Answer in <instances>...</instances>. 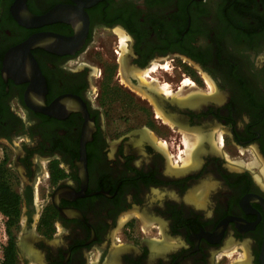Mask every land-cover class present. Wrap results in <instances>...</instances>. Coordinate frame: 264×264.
<instances>
[{
	"label": "flooded vegetation",
	"instance_id": "obj_1",
	"mask_svg": "<svg viewBox=\"0 0 264 264\" xmlns=\"http://www.w3.org/2000/svg\"><path fill=\"white\" fill-rule=\"evenodd\" d=\"M25 7L78 5L0 0V264H264V0Z\"/></svg>",
	"mask_w": 264,
	"mask_h": 264
},
{
	"label": "water",
	"instance_id": "obj_2",
	"mask_svg": "<svg viewBox=\"0 0 264 264\" xmlns=\"http://www.w3.org/2000/svg\"><path fill=\"white\" fill-rule=\"evenodd\" d=\"M25 3V0H22ZM78 7L75 8H67L64 9L63 7H58L55 10H52L44 15L35 16L30 13L26 7L25 9L17 16V19L21 23V25L33 28V27H41L44 25L51 24L53 22L63 21V22H77L78 26H81L82 30L85 31L87 25V18L84 14V8H88L90 6L95 5L100 0H74ZM85 37V34H78L76 37L71 39H64L63 43L66 45H71L72 43L76 42L79 43ZM42 39L40 42L46 43L49 41L48 36L41 37ZM47 44V43H46ZM37 45V41L35 38H30L25 44L13 49L7 55V61L11 60L12 57L19 54L21 51H26L27 55H30V50ZM49 110V109H48ZM47 110V112H49Z\"/></svg>",
	"mask_w": 264,
	"mask_h": 264
},
{
	"label": "trees",
	"instance_id": "obj_3",
	"mask_svg": "<svg viewBox=\"0 0 264 264\" xmlns=\"http://www.w3.org/2000/svg\"><path fill=\"white\" fill-rule=\"evenodd\" d=\"M0 210L6 216H13L10 222L16 221L20 212L19 197L4 185H0Z\"/></svg>",
	"mask_w": 264,
	"mask_h": 264
},
{
	"label": "rangeland",
	"instance_id": "obj_4",
	"mask_svg": "<svg viewBox=\"0 0 264 264\" xmlns=\"http://www.w3.org/2000/svg\"><path fill=\"white\" fill-rule=\"evenodd\" d=\"M248 163L250 166H254L256 162L252 156H249ZM6 221L7 219L0 214V255L6 243V233H5L7 226Z\"/></svg>",
	"mask_w": 264,
	"mask_h": 264
}]
</instances>
